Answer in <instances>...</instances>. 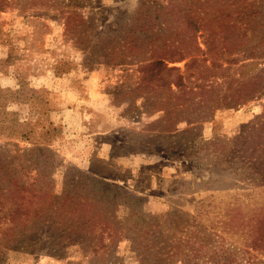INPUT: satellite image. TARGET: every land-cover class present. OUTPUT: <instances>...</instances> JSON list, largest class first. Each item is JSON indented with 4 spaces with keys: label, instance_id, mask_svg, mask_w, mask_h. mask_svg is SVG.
I'll return each mask as SVG.
<instances>
[{
    "label": "rangeland",
    "instance_id": "374dc122",
    "mask_svg": "<svg viewBox=\"0 0 264 264\" xmlns=\"http://www.w3.org/2000/svg\"><path fill=\"white\" fill-rule=\"evenodd\" d=\"M16 180L118 232L19 222L0 264H264V0H0V216Z\"/></svg>",
    "mask_w": 264,
    "mask_h": 264
},
{
    "label": "trees",
    "instance_id": "16d2710c",
    "mask_svg": "<svg viewBox=\"0 0 264 264\" xmlns=\"http://www.w3.org/2000/svg\"><path fill=\"white\" fill-rule=\"evenodd\" d=\"M174 71H178V69L169 67L164 60H154L152 62L145 63L140 67L142 81L156 80L159 86H167L172 88V86L175 85L179 89H184L185 83L183 81L182 75L177 74L176 79H170L169 76ZM27 191L30 192V195L26 194ZM47 196L49 195L43 190V187H39L38 189H27L20 183V181L16 180L15 188L6 198L13 206L12 211L4 213L0 216V231L5 226H8L7 229L12 230L19 222L27 226L33 223L35 219L42 218H45L46 222H52L53 226L61 225L59 226L61 227L60 231L67 232L69 229L75 230L81 226V223H79V220L82 218L80 211H82L83 206H86L87 209V207L90 205L91 207H96V210L91 215L89 220H91L92 223L99 225L102 232L100 244L97 248H95V252L99 253L108 247V244L105 243L106 238H114L116 236V232L118 231H116V225L112 221L113 219H110L107 216L103 217L102 219L98 218L100 211L98 209V204L81 199L79 202H75L77 204L76 207L69 210L65 209L66 205L64 203L61 207L62 210L58 212L54 218H50L45 215L44 212H40L38 209V206L42 207L45 204L41 202ZM2 197L3 196L0 195V204L4 205L5 200ZM71 204L74 203L71 202Z\"/></svg>",
    "mask_w": 264,
    "mask_h": 264
}]
</instances>
